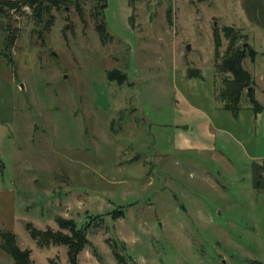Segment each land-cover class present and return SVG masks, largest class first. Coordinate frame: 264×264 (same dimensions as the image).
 <instances>
[{"label": "rangeland", "instance_id": "374dc122", "mask_svg": "<svg viewBox=\"0 0 264 264\" xmlns=\"http://www.w3.org/2000/svg\"><path fill=\"white\" fill-rule=\"evenodd\" d=\"M244 2L108 0L106 45L90 2L83 18L52 10L48 30L23 5L0 15V241L13 233L31 264H70L65 245L26 228L58 231L62 218L89 241L78 264H117L114 242L126 264H264V191L252 178L264 159V0ZM7 26L18 35L10 65ZM224 27L257 52L243 65L260 116L246 95L239 119L216 98ZM111 70L126 82H108ZM0 264H13L1 249Z\"/></svg>", "mask_w": 264, "mask_h": 264}, {"label": "trees", "instance_id": "16d2710c", "mask_svg": "<svg viewBox=\"0 0 264 264\" xmlns=\"http://www.w3.org/2000/svg\"><path fill=\"white\" fill-rule=\"evenodd\" d=\"M142 0H129L130 7ZM93 3L95 6L91 10L92 19L95 22V30L103 45L110 43L114 37L107 30L105 21V10L108 0H0V15H4L8 10H20L23 6L32 10L35 23L43 26L44 30H48L54 23L52 10L57 12L65 10L68 7H74L78 15L83 18L82 3ZM23 5V6H22ZM133 16L130 17V23ZM132 26V24H131ZM5 37L3 42V52L1 53L6 62L10 65L9 51L13 48L17 40V32L7 26L3 30ZM223 36L228 40L226 52L216 63L215 75L223 77L222 84L217 100L221 102L223 109L232 113L237 118L240 112V102L244 95L247 96L251 109L257 114L262 110L261 105L255 97V83L252 75L244 68V60L249 59L255 62L257 52L246 44V37L240 35L232 27H224L222 29ZM221 33L218 29L214 31L215 56L219 57V48L221 47ZM244 40L239 44V41ZM188 78L202 79L200 70L189 67L187 71ZM108 82H116L123 85L126 82V75L120 70H111L107 72ZM217 85V84H216ZM253 187L257 191H264V159L262 162H254L252 169ZM113 219L124 216L122 210H114L109 213ZM59 225L58 231L48 229L46 231L37 230L33 226L26 225L31 238L36 239L42 245H65L68 248L67 256L70 264H78V258L82 250L89 244L85 231L77 228L76 223L72 220L57 218ZM66 231V232H65ZM116 249L112 250V254L117 264H126V257L121 255L117 242H114ZM0 249L4 251L13 261V264H31V253L29 250H23L17 243V238L13 233L2 232Z\"/></svg>", "mask_w": 264, "mask_h": 264}, {"label": "crops", "instance_id": "0c3cea01", "mask_svg": "<svg viewBox=\"0 0 264 264\" xmlns=\"http://www.w3.org/2000/svg\"><path fill=\"white\" fill-rule=\"evenodd\" d=\"M245 2H244V4H246V5H251V4H258V0H244ZM261 19L260 20H258V21H256V23L258 24V25H256V26H259V27H264V15L263 16H261L260 17ZM251 109V108H250ZM252 110V109H251ZM261 112H259V113H255L256 115H259ZM240 115H241V113L239 112V114H238V117H237V119H239L240 118ZM256 115H255V118H256ZM260 116V115H259ZM261 158H264V157H261Z\"/></svg>", "mask_w": 264, "mask_h": 264}, {"label": "water", "instance_id": "95a60500", "mask_svg": "<svg viewBox=\"0 0 264 264\" xmlns=\"http://www.w3.org/2000/svg\"><path fill=\"white\" fill-rule=\"evenodd\" d=\"M189 49H190V46H187V50L189 51ZM182 208H184L183 206H181Z\"/></svg>", "mask_w": 264, "mask_h": 264}]
</instances>
